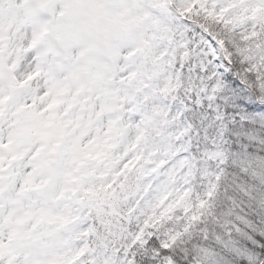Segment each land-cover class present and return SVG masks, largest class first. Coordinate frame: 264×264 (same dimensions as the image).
Here are the masks:
<instances>
[{
  "label": "snow or ice",
  "instance_id": "1",
  "mask_svg": "<svg viewBox=\"0 0 264 264\" xmlns=\"http://www.w3.org/2000/svg\"><path fill=\"white\" fill-rule=\"evenodd\" d=\"M0 264H264V0H0Z\"/></svg>",
  "mask_w": 264,
  "mask_h": 264
}]
</instances>
